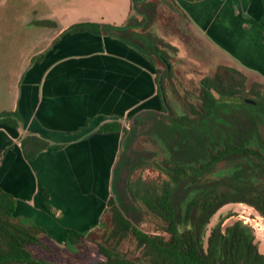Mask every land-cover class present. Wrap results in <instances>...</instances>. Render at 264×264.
<instances>
[{"label":"crops","instance_id":"1","mask_svg":"<svg viewBox=\"0 0 264 264\" xmlns=\"http://www.w3.org/2000/svg\"><path fill=\"white\" fill-rule=\"evenodd\" d=\"M169 1L219 57L218 65L264 81V0ZM131 3L46 4L44 20L53 22L48 44L37 52L36 39L26 43L14 62L5 58L0 15V113H15L19 123L0 124V189L15 200L16 222L43 230L42 244L68 246L70 231L87 235L100 225L122 138L120 131L100 128L161 108L156 67L140 43L116 30L66 32L78 23L123 28ZM30 12L19 26L35 29V8ZM30 135L48 147L27 160L20 142Z\"/></svg>","mask_w":264,"mask_h":264},{"label":"trees","instance_id":"2","mask_svg":"<svg viewBox=\"0 0 264 264\" xmlns=\"http://www.w3.org/2000/svg\"><path fill=\"white\" fill-rule=\"evenodd\" d=\"M133 16L131 12L123 28L78 23L66 32L116 30L136 40L161 63L162 58L167 61L164 50L176 52V48L149 32L135 30ZM143 21L146 29L149 21ZM155 70L161 108L146 113L156 114L147 131L153 149L148 157L150 174L138 172L127 178L125 190L118 194L123 202L108 199L105 214H109L110 224L97 243L106 260L93 264H264L252 229L240 222L224 231L220 223L206 242L203 240L210 219L227 204L244 203L264 218V83L248 85L246 75L218 65L213 74L199 81L196 95L172 89L180 108L176 111L166 102L161 76ZM166 74L167 68L162 78H170L171 73ZM236 99H249L254 104L236 103ZM14 115L0 113V124L17 128ZM135 118L127 121L128 129L114 122L103 125L100 131H120L128 136ZM20 143L27 160L48 147L47 141L31 135ZM144 154L139 151L138 159ZM120 157L113 169L112 189L127 163ZM139 168L143 171L144 165ZM125 197L136 210L160 221L162 233L148 234L134 227L126 217ZM14 213L15 200L0 189V264H58L32 256L28 246L42 244L38 236L43 230L16 222ZM81 237L70 231L67 245L72 247L77 243L75 238ZM125 240L132 242V257L120 252Z\"/></svg>","mask_w":264,"mask_h":264},{"label":"rangeland","instance_id":"3","mask_svg":"<svg viewBox=\"0 0 264 264\" xmlns=\"http://www.w3.org/2000/svg\"><path fill=\"white\" fill-rule=\"evenodd\" d=\"M142 2L145 3L143 7H141L143 4L140 3L135 6V8L139 9V13L141 12L140 14L134 13L133 19L136 21L134 24H137L135 25V30L138 32H149L174 46L177 50L176 52L164 50L168 56L167 63L170 66L169 73H171V76L167 79L161 78V82L166 102L176 111H180L178 103L174 100L172 89H175L182 95L185 92L196 95L199 90V81L203 77L213 74L220 59L215 53L209 50L208 46L200 38L192 33L185 17L169 0H144ZM3 3L4 7H0V9L2 8L0 15L2 14L4 31L3 46L7 62H14L19 57L18 55L22 51L23 46L26 43L28 44V42L32 43L34 39H36L37 43V52L48 44V32L51 27L44 23H39L41 21L44 22L45 15L43 11L46 4L51 7H60L61 9L75 7L74 0H4ZM11 7H16L15 11L9 12L8 10ZM34 8L36 11L34 18L37 20L34 26L35 29L32 25L19 26V23L24 20V17H28L30 14L31 16L33 15L32 12L28 14V9L32 11ZM141 9L144 10L142 11ZM72 19L76 21L77 16L74 15ZM143 19L149 21L146 29L143 28L145 24ZM50 33L53 37V32L51 31ZM135 44H137L136 41ZM158 48L160 47L158 46ZM144 51L151 58L159 72V76L162 77L166 71L165 64L161 63L153 53ZM247 78L248 85L253 81L264 83L262 79L254 75H249ZM155 115L142 114L138 116L132 121L129 127L130 130L127 132L129 135H122L120 158H125L127 163L118 179H116L115 186L112 189V195L117 198L119 203L121 201L123 202V199L119 198L118 194H121L125 190V182L131 174L138 172L143 176L150 174L148 157L149 152H152L153 149L148 139L147 131ZM139 151L145 153L140 160L137 157ZM140 165H144L143 171H139ZM124 201L129 203H126V217L134 227L148 234L162 233V224L160 221L136 210L126 197ZM236 222H240L242 225L252 229L255 238L254 242L257 243L258 250L263 252L264 218L244 203H230L220 208L212 216L209 224L204 229V242H206L210 231L220 223V229L224 231ZM109 224L110 217L107 213L103 217L101 226L72 248L44 240L43 244L31 245L28 247V250L35 259L58 264H93L102 262L106 259L99 252L97 243L100 241L103 231L109 227ZM119 249L125 256L132 257V242L130 240H125Z\"/></svg>","mask_w":264,"mask_h":264},{"label":"flooded vegetation","instance_id":"4","mask_svg":"<svg viewBox=\"0 0 264 264\" xmlns=\"http://www.w3.org/2000/svg\"><path fill=\"white\" fill-rule=\"evenodd\" d=\"M136 1H138V0H136ZM135 2V1H134ZM133 2V3H134ZM133 3H132V5H133ZM139 4V3H138ZM138 4H136V5H138ZM140 4H143V2H140ZM132 5H131V7H132ZM142 10V9H141ZM144 10V9H143ZM142 10V11H143ZM136 8L134 7V9H133V11H131L132 13H136ZM36 12V11H35ZM141 13V12H140ZM139 12H137V14H140ZM144 13V12H143ZM44 20V19H43ZM146 20V19H145ZM36 22H37V20L36 19H34L33 20V24L34 25H36ZM45 22H52V21H50V20H44V23ZM39 23H43V21H41V22H39ZM53 23V22H52ZM162 60V59H161ZM163 61V60H162ZM167 62V61H166ZM163 63H165V62H163ZM165 66H166V68H167V65H166V63H165ZM169 71H170V69H169ZM169 71H168V68H167V73H169ZM162 78V77H161ZM124 125H125V127H126V129H128V127H127V122H125L124 123ZM121 135H123L122 134V132H121ZM121 140H122V138H121ZM121 144H122V142H121ZM120 151H121V147H120ZM120 151H119V154H118V157H119V155H120ZM118 157H117V159H118ZM117 161V160H116ZM116 163V162H115ZM115 166V165H114ZM113 169H114V167H113ZM112 180H113V172H112ZM110 197H113V195H112V182H111V196ZM114 198V197H113ZM115 199V198H114ZM104 215H105V213H104ZM104 215H103V217H104ZM103 217H102V219H101V222H100V225L99 226H101V224H102V220H103ZM128 219V218H127ZM131 222V221H130ZM99 226L97 227V229L99 228ZM97 229H95V230H97ZM95 230H93V231H91L89 234H87V235H81L82 237L81 238H75V240L77 241V243L76 244H78L83 238H86L87 236H90L93 232H95ZM101 240V239H100ZM75 244V245H76ZM98 246V245H97ZM99 248V247H98ZM100 252V251H99ZM103 256V255H102ZM104 257V256H103ZM105 258V257H104Z\"/></svg>","mask_w":264,"mask_h":264},{"label":"water","instance_id":"5","mask_svg":"<svg viewBox=\"0 0 264 264\" xmlns=\"http://www.w3.org/2000/svg\"><path fill=\"white\" fill-rule=\"evenodd\" d=\"M142 1H144V0H138V1H135V2L133 3V5H132L133 9H134V7L136 6V4H138V3L142 2ZM145 18H146V16H145ZM162 60L166 63L167 68H168V71H169V69H170L169 64H168L163 58H162ZM234 102H236V103H241V104H254V102H253L252 100H249V99H236V100H234ZM113 197H114V196H113ZM114 198H115V197H114Z\"/></svg>","mask_w":264,"mask_h":264},{"label":"built area","instance_id":"6","mask_svg":"<svg viewBox=\"0 0 264 264\" xmlns=\"http://www.w3.org/2000/svg\"><path fill=\"white\" fill-rule=\"evenodd\" d=\"M244 224H246L245 222H243Z\"/></svg>","mask_w":264,"mask_h":264}]
</instances>
